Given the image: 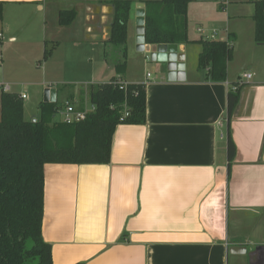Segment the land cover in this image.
<instances>
[{"label": "crops", "instance_id": "crops-1", "mask_svg": "<svg viewBox=\"0 0 264 264\" xmlns=\"http://www.w3.org/2000/svg\"><path fill=\"white\" fill-rule=\"evenodd\" d=\"M110 1L0 0V41H22L38 63L51 47L40 68L45 80L34 86L36 106L44 87L56 90V102L82 100L76 85L115 77L104 61ZM139 8L144 4L134 2L129 14L124 80L145 85V124L115 128L108 164L44 166L42 236L52 264H264V45L254 41V7L248 0H193L192 42L176 45L184 68L172 81L165 65L135 50ZM65 10L75 16L60 25ZM229 34L227 78L213 82L197 69V41ZM237 88L227 177V93ZM233 247L241 253L230 254Z\"/></svg>", "mask_w": 264, "mask_h": 264}, {"label": "trees", "instance_id": "trees-1", "mask_svg": "<svg viewBox=\"0 0 264 264\" xmlns=\"http://www.w3.org/2000/svg\"><path fill=\"white\" fill-rule=\"evenodd\" d=\"M193 0H111L110 37L104 61L115 77L88 86L90 103L96 109L84 121L66 125L57 121L53 104L39 103L37 116L24 118L18 95L0 94V264H52L50 246L42 236L44 166L47 164H108L111 139L118 125H143L146 116L145 85L126 83L127 36L131 5L144 4V39L149 45H188V6ZM254 7L253 37L264 45V0H248ZM224 9V5L219 7ZM74 11H61L60 25L69 24ZM3 3L0 2V23ZM234 35L225 41L200 39L197 69L205 70L213 82H225L227 63L232 58ZM109 47L115 50L112 51ZM49 55L44 51L43 60ZM111 57L113 59H111ZM239 98V88L228 91L226 105L227 177L235 148L229 122ZM128 117L123 121V111Z\"/></svg>", "mask_w": 264, "mask_h": 264}, {"label": "rangeland", "instance_id": "rangeland-1", "mask_svg": "<svg viewBox=\"0 0 264 264\" xmlns=\"http://www.w3.org/2000/svg\"><path fill=\"white\" fill-rule=\"evenodd\" d=\"M6 20L11 25L13 20L7 14ZM195 24L189 25L191 34L194 32ZM5 40L0 41V92L5 91L9 87V92H24L28 96L27 100L23 101L24 118L27 120L35 118L37 115L36 101L40 96V90L36 91L34 86L40 84L45 79L42 77L40 68L43 66V59L38 62H33L31 55L28 54V46L23 42L18 41L16 44L8 46ZM51 47H48L50 50ZM112 51L113 48L109 47ZM111 59H113L111 57ZM84 85L78 84L77 88H83ZM41 87H43L41 85ZM46 88V87H44ZM42 89V93L44 91ZM6 92V91H5ZM59 95V101L61 100ZM60 103V102H59Z\"/></svg>", "mask_w": 264, "mask_h": 264}, {"label": "water", "instance_id": "water-1", "mask_svg": "<svg viewBox=\"0 0 264 264\" xmlns=\"http://www.w3.org/2000/svg\"><path fill=\"white\" fill-rule=\"evenodd\" d=\"M201 2H213L216 0H198ZM144 10L139 8L135 10V25L137 28V36L135 38V50L139 53H145L149 56L151 63H158L165 65L166 79L168 81L175 80L179 73L183 72L184 63L183 55L176 53V45H149L145 43L144 39ZM43 103L53 104L56 102V90L47 88L43 92ZM262 159L264 161V148L262 152ZM242 249L233 247L229 250L230 254H239ZM243 253V251H242Z\"/></svg>", "mask_w": 264, "mask_h": 264}, {"label": "built area", "instance_id": "built-area-1", "mask_svg": "<svg viewBox=\"0 0 264 264\" xmlns=\"http://www.w3.org/2000/svg\"><path fill=\"white\" fill-rule=\"evenodd\" d=\"M197 31L200 33L201 30L197 29ZM1 37V34H0ZM205 40H215L214 36L210 37H204ZM150 75L147 74L146 77L148 78ZM246 79L249 78V75L244 76ZM115 84L122 86L126 85V82L124 81H117ZM6 90H8V87H6ZM83 90L85 91V94L82 95V100H72V99H66L62 102H60L56 108V117L57 121L60 123L66 124V125H72L79 122L84 121L90 114L94 113L96 107L94 104L90 103L89 96H88V86H84ZM236 89H233L232 91H235ZM18 97L23 100L26 98L25 94H20ZM126 117H128V110L127 108L123 111V117L120 118V121H123ZM223 126V122L218 123V128L221 129ZM220 138L224 137V134L220 131Z\"/></svg>", "mask_w": 264, "mask_h": 264}]
</instances>
